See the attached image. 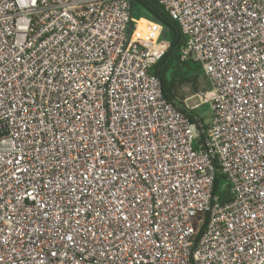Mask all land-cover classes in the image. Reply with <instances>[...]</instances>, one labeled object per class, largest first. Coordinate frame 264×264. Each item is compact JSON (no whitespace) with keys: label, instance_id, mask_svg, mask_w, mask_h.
I'll use <instances>...</instances> for the list:
<instances>
[{"label":"built area","instance_id":"1","mask_svg":"<svg viewBox=\"0 0 264 264\" xmlns=\"http://www.w3.org/2000/svg\"><path fill=\"white\" fill-rule=\"evenodd\" d=\"M159 2L209 124L130 0H0V264H264V0Z\"/></svg>","mask_w":264,"mask_h":264},{"label":"trees","instance_id":"2","mask_svg":"<svg viewBox=\"0 0 264 264\" xmlns=\"http://www.w3.org/2000/svg\"><path fill=\"white\" fill-rule=\"evenodd\" d=\"M132 11L134 4L142 6L146 12L144 19L162 26L166 32V39H161L166 44V49L158 63L151 69V74L157 76L162 83L164 97L170 101L174 100L184 106L177 96V89L184 84L197 83L199 77L205 76L202 66L198 63L184 61L181 59V52L185 45V38L181 33L178 24L173 21L160 2H144L143 0H130ZM134 25V21L132 23ZM196 89V87H195ZM185 112L190 118L204 120L194 111L185 107ZM214 193L219 197L220 202L229 199V185L224 175H219L215 181Z\"/></svg>","mask_w":264,"mask_h":264},{"label":"rangeland","instance_id":"3","mask_svg":"<svg viewBox=\"0 0 264 264\" xmlns=\"http://www.w3.org/2000/svg\"><path fill=\"white\" fill-rule=\"evenodd\" d=\"M153 27V26H152ZM153 31L155 29L153 28ZM158 34V33H157ZM196 87V89H195ZM211 91V84L206 76L199 77L197 83L184 84L177 89L178 100L188 109L201 103V99L205 98ZM203 120L205 124L211 121V111L209 104L200 106L199 109L194 110Z\"/></svg>","mask_w":264,"mask_h":264},{"label":"crops","instance_id":"4","mask_svg":"<svg viewBox=\"0 0 264 264\" xmlns=\"http://www.w3.org/2000/svg\"><path fill=\"white\" fill-rule=\"evenodd\" d=\"M144 2L148 3V2H159V0H143ZM134 11H132V18H133V21H134V25H132V31H133V34L136 35V33H139V25L144 22V23H147L149 25H152V26H155L157 27L158 29V34L155 35V40H159L161 42V34L164 32V28L160 25H157L151 21H148L146 19H144V17L147 15L146 12L144 11V9L142 8L141 5L139 4H134ZM153 31V30H151ZM166 32V30H165ZM141 33V32H140ZM142 35H145L144 33H142ZM166 36H167V32H166ZM136 37L139 38V36L136 35Z\"/></svg>","mask_w":264,"mask_h":264},{"label":"bare ground","instance_id":"5","mask_svg":"<svg viewBox=\"0 0 264 264\" xmlns=\"http://www.w3.org/2000/svg\"><path fill=\"white\" fill-rule=\"evenodd\" d=\"M151 27H152V25H149L147 23L142 22L139 25V33H136V35L139 36V38L154 41L155 40L154 36L157 35L158 29H157V27L153 26L152 28L155 30L151 31L152 30V29H150ZM142 33H144L145 35H142ZM136 35H135V37H136Z\"/></svg>","mask_w":264,"mask_h":264},{"label":"water","instance_id":"6","mask_svg":"<svg viewBox=\"0 0 264 264\" xmlns=\"http://www.w3.org/2000/svg\"><path fill=\"white\" fill-rule=\"evenodd\" d=\"M161 38L164 40V39H166V32H165V30H164V32L161 34Z\"/></svg>","mask_w":264,"mask_h":264}]
</instances>
